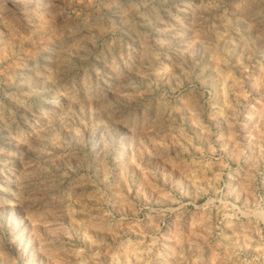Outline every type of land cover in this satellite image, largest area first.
Segmentation results:
<instances>
[{
  "label": "rangeland",
  "instance_id": "obj_1",
  "mask_svg": "<svg viewBox=\"0 0 264 264\" xmlns=\"http://www.w3.org/2000/svg\"><path fill=\"white\" fill-rule=\"evenodd\" d=\"M0 264H264V0H0Z\"/></svg>",
  "mask_w": 264,
  "mask_h": 264
},
{
  "label": "bare ground",
  "instance_id": "obj_2",
  "mask_svg": "<svg viewBox=\"0 0 264 264\" xmlns=\"http://www.w3.org/2000/svg\"><path fill=\"white\" fill-rule=\"evenodd\" d=\"M16 6V5H15Z\"/></svg>",
  "mask_w": 264,
  "mask_h": 264
}]
</instances>
